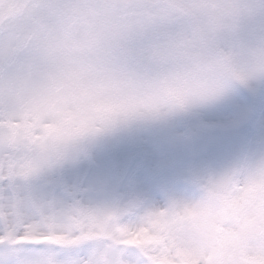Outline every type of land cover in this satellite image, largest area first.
I'll return each instance as SVG.
<instances>
[{"label": "rangeland", "instance_id": "obj_1", "mask_svg": "<svg viewBox=\"0 0 264 264\" xmlns=\"http://www.w3.org/2000/svg\"><path fill=\"white\" fill-rule=\"evenodd\" d=\"M86 1L99 5L105 14V18H102L105 22L100 21V28L91 34L98 37L95 39L97 48L90 45L87 40L86 36L90 35V32L88 34L80 32L74 36L67 29L65 14L68 9L76 3ZM100 1L102 0H33L32 5L26 6L29 18L33 20L37 15L45 20L50 18L47 22L42 25L40 22L37 24L30 22L21 26L22 23L19 22L22 19L11 18L3 24L10 32L7 35H0V115H3L5 120L12 119L7 120L11 122H23L25 119H30L34 122V126L30 129L31 131L25 128L26 124L18 132L8 131L10 142H14L17 138L27 142L26 151L20 161L10 164L8 170L11 172L7 171V174L2 176L3 180L7 178L10 183L15 182V187L18 186L16 189H19L17 195L23 200L14 202L12 199L10 204L0 202V239L4 237L17 241V238L28 233H32L35 237L46 236L48 235L46 233L50 231H47V227L49 228L51 221H53L51 223L54 232L70 242L76 238L75 235L73 236L74 230H80L86 235L90 232L98 235L103 228H106L104 223L113 205L112 193L115 177L118 174L121 183V195L118 199L119 217L122 213L125 216L132 212L133 209L127 203L131 197L140 200L137 206H140L142 211L133 220L126 222L128 230H118L115 234L112 227L109 234L119 240L128 238L133 240L129 235L124 237V232L138 233L141 228L148 227L155 237L151 238L149 235L152 245H157L160 240L167 241L165 245L157 249L161 258L175 262L180 254L186 258L185 260L201 261L206 264L204 258H208V248L214 245L211 233L212 228L218 223L216 220L218 221L219 211L208 199L202 198L200 202V198L191 199L188 196L184 197L181 192L175 194L171 191L176 180L189 178L185 170L186 160L183 150L189 145L174 140V134L180 132L176 131L177 121H173V116L170 119L168 113L161 111L157 120L154 117L155 113L148 110L146 106L148 103L146 100L148 101L152 96L157 107L161 104L158 102L160 96L150 84L153 77L161 75L157 78L158 82H166L169 84V89H179L181 81L189 82L190 76L197 75L201 67L194 65L185 68L184 63L174 64L170 59L169 63L157 61L155 68L151 47L145 50V56H139L143 65L137 67L135 63L130 62L133 61L130 58L128 61L124 57L120 58L118 50L124 48V45L128 47L127 49L135 51L138 49L141 42L132 39L126 33L129 31L137 36V30L141 24L145 25L146 30L154 32L164 30L165 21L157 19L164 17L162 15L170 14L168 16L174 18L170 19L171 22L179 19L180 25L186 27L187 23L180 19L183 18V14L176 9L178 5L192 13L202 28L207 31V38L211 39L213 36L218 38L219 35H224V38L228 40V36L236 30L240 37H244L245 43V38H251L252 32V25L248 24L255 20L253 27L256 32L259 30L258 24H262L264 3L262 2L263 7L260 8L257 3L253 4L256 0H147L150 2L147 7L146 0H135L136 7L131 9L129 7L126 13L109 12L108 21L109 18L112 19L109 30L114 36L109 39V34H106L105 30L108 26L107 6L116 0H104L103 4H100ZM25 2L26 0H9L8 4L0 7V15L11 13ZM210 5L217 17L224 19L223 23L228 24L227 31L218 27L217 31L207 28L204 15L206 8L209 9ZM127 13L141 16L139 24L133 31L129 30L132 27L131 23L115 22L119 16L127 15ZM150 16L157 20L150 19ZM27 20L28 18H24V21ZM213 21V19L209 21V24H214L215 21L214 23ZM238 21L239 25H237ZM237 26L240 29L236 28ZM176 31H181L179 26ZM29 32L33 34L30 44L24 50L20 47L13 60L6 63L5 58L12 47L21 45ZM239 36L236 44L235 37H233L234 40L231 38L224 43L227 49L236 45L235 48L240 55L235 59V63L236 60L238 62L234 64L235 71L241 72L242 76L250 81L253 78L254 67L248 66L246 60L255 50L248 44L247 51L241 53ZM168 42L169 40H166L165 44ZM237 50L232 52V56H237L235 54ZM252 57L254 60L258 59L256 56ZM214 65L212 63L208 69L212 70ZM147 68L149 69L148 77L143 72ZM209 86L211 89L208 91ZM199 88L208 92L201 94L203 90L199 93L196 89H192L194 94L201 95L184 98L188 109L193 112L189 114L188 119L192 130L199 127V121L202 119L199 113L202 114V111L207 112L204 115L209 121L220 124L219 121L222 119L219 115L227 120L229 116L232 117L225 107L233 108L238 112L241 108L244 110V102L238 103L232 94L227 100L219 101L211 106L221 97L230 96L224 88L214 87L209 82L199 85ZM166 90L159 88L161 97L167 92ZM180 91L178 90V93ZM201 101L205 104L202 107ZM220 102H222L221 106L218 105ZM142 111L147 113L148 119L149 116L154 117L152 120L154 124L145 125L146 123L142 120H137L138 112ZM174 117L176 118V115ZM238 119L235 122L239 121ZM52 123L57 125V132L48 135L44 132V126ZM261 126V132L254 140V159L247 164V171L241 182L235 185L240 188L243 186L244 190H230L225 194L228 200L229 223L224 226L223 231L225 255L222 264H249L252 260L264 259V234L256 233L258 212L260 213L261 204L264 202V194L260 193L250 200L246 197L249 188L247 176L253 174L254 179L258 169L261 184L264 183L262 166L264 165V147H259V142L264 140V118ZM108 131V135L103 134ZM225 133L215 128H208L205 131L202 129L201 134L191 142L196 141L198 150L195 154L196 174L199 175L201 171L207 179L205 183L212 188L217 182L222 181L221 175L225 173L229 162L228 152L232 153L233 150L230 148L235 145V139L240 138V133L232 131L228 133V136H223ZM213 135L219 136L213 138L214 142L207 139L212 138ZM168 148L174 149L176 154L170 155ZM112 150L113 154L120 157L117 174L108 161L112 154L108 156L107 152L112 153ZM140 150H147L151 154L148 167L159 168L161 173L152 175L148 170L140 172L133 169L125 170L123 159L129 153ZM89 158L94 160L97 166L87 177L86 183L94 185V188L65 186L59 195L39 190L38 185L48 183L44 179L45 176L61 172ZM158 161L164 164L159 166ZM174 162H177V165L172 169L170 164ZM207 166L210 169V176L205 169ZM69 172L75 174L72 169H69ZM129 179L135 182V189L131 192L126 183ZM167 193L171 196L167 195L170 201L168 200V203L165 198L164 203L170 205L168 209L170 213L165 215L162 214L161 201L158 200L157 195ZM50 195L56 199L57 214L54 219L50 212L52 209L48 207ZM75 206H79L78 209L77 207L75 209ZM20 208L22 215H19ZM252 213L255 214L256 220L251 217ZM257 239L262 241L258 245L253 243ZM153 247L156 248V246ZM95 248L89 250V255L81 259L69 261L55 259L54 264L135 263L132 257L129 259L121 257L120 253L113 252L103 243H99ZM21 254L20 263L13 260ZM34 254L37 253L19 251L18 254H13V252L4 251L0 253V264H43L45 258L42 256L36 258Z\"/></svg>", "mask_w": 264, "mask_h": 264}, {"label": "snow or ice", "instance_id": "obj_2", "mask_svg": "<svg viewBox=\"0 0 264 264\" xmlns=\"http://www.w3.org/2000/svg\"><path fill=\"white\" fill-rule=\"evenodd\" d=\"M264 85V78H260L252 87L251 91H247L251 95L255 96L258 91V87ZM230 96L221 97L218 101L213 103L211 106L219 101L227 100ZM209 106V107H211ZM190 112L188 114H191ZM187 114V115H188ZM250 115L249 110H243L240 113V120L247 119ZM18 122V121H13ZM170 123V122H169ZM168 123V124H169ZM236 122H231L226 126H234ZM206 125H200L195 130H188L184 133L174 134V140L183 143H191L200 134ZM26 141H22L17 138L14 142L9 140V132L6 127V121L3 115H0V176H5L8 171V167L13 162H19L21 157L24 155L26 148ZM259 147H264V140L259 142ZM151 160V154L147 150H140L129 153L122 161L125 170L133 169L137 172L148 170L152 175H156L159 172V168H149ZM96 162L89 158L86 161L73 164L61 172L52 173L51 175L45 176L44 179L48 181L46 184L38 185L39 190L45 193H51L53 195H59L61 189L65 186L71 187H86L94 188L95 186L86 183L87 177L92 173L93 169L96 167ZM69 169L74 170L75 174H71ZM15 189V182L10 183L9 179H4L0 181V202H7L10 204L12 202L13 194Z\"/></svg>", "mask_w": 264, "mask_h": 264}]
</instances>
